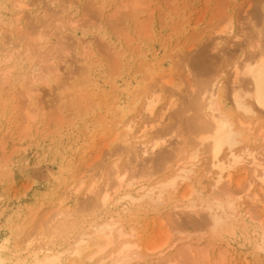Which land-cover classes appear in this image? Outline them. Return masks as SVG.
<instances>
[{
  "label": "rangeland",
  "instance_id": "rangeland-1",
  "mask_svg": "<svg viewBox=\"0 0 264 264\" xmlns=\"http://www.w3.org/2000/svg\"><path fill=\"white\" fill-rule=\"evenodd\" d=\"M120 1L25 0L29 4L25 14L32 12L28 16L32 20L27 21L25 16L19 21L16 15L19 9L13 4L15 0H0V40L3 44L12 37L13 42L20 40L23 42L21 44L26 43L22 39L30 36L31 22L34 21V26L44 23L46 26L53 19L52 14L56 19L68 21L64 22L60 30L56 29L55 23H50V28L46 26L45 31H56L53 35L49 33L40 42L41 46H33L29 38V42L25 40L31 45L27 43L24 47H33L31 56L25 55L24 47H17L12 59L3 64L0 62V68H10L5 78L1 76L3 69L0 70V247L6 245L15 251L16 233L29 220L37 223L46 210L54 209L56 199L67 186L73 182L78 184L79 177L75 175L83 171L79 169L87 160L89 163L95 157L97 162L107 160L113 151L128 146L131 148L139 143L141 139L126 143L127 139L117 133L128 118L137 114H140L139 122L134 131L143 125L146 117L139 112L142 106V100L139 99L146 90L154 86L162 87V100L151 121L155 132L168 133L167 146L173 150L184 144L185 131L184 125L178 120L177 109L168 110L167 103L170 97L173 100L184 98L198 89L203 76L200 65L209 63L212 58L216 59L214 67L225 69L224 72L220 71V80L225 101L231 108L229 91L233 81L232 67L235 61L244 57L241 55L252 51L249 49L248 52L247 43L255 37L254 26L257 25L260 30L264 26V0H138L140 4L134 7L130 0ZM125 1H129L128 7L123 6ZM52 6L64 10L56 16ZM75 20L79 21L77 29L70 27ZM2 21L9 27L2 26L5 24ZM225 22L229 23L227 32L221 34L222 42H225L217 45L220 36L217 35V28ZM1 29L10 32H2ZM59 40L66 42L69 47L67 51L57 49L60 45L55 47ZM3 44L0 43V47L2 45L4 48ZM41 47L43 49L40 52L35 50ZM54 56L58 58L50 63L58 67L59 71H40L42 61ZM38 73L43 75L42 79L33 82V76L37 77ZM168 75L174 81L171 86L162 80ZM28 88L36 91L32 94L33 99L26 101ZM27 106L40 109L31 120L29 129L25 128L27 122L24 119V108ZM256 112L255 117H259V122L252 132L249 130L251 135L248 134L247 141L252 142L248 144L258 151L261 149L264 157V143L256 138L255 132L259 125H264V111L258 108ZM126 151L122 157L127 154ZM144 162L137 163V167L151 164L149 160ZM92 172L91 169L87 171V184L91 175L95 174ZM240 174L235 175L232 185H236L234 183ZM151 207H142L140 213H137L140 210L136 212L138 215L135 219L140 220L139 225L134 219L139 235L137 239L142 241L143 246L160 243L171 226L172 229L177 226V230L181 228V231L189 230L199 235L200 232L195 231L197 228L190 224L189 218L182 217V222H178L180 224L170 226L166 220L167 207ZM259 219L257 224L264 233V216ZM183 220L187 225L183 224ZM131 222L127 224L128 229L133 224ZM237 227L224 231L217 239L215 237L216 240L213 238L216 250L227 249L228 261L234 264H264V252L256 250L253 244V229ZM173 230L172 233L176 232ZM177 234H172V238L176 239ZM195 234H192L193 238Z\"/></svg>",
  "mask_w": 264,
  "mask_h": 264
},
{
  "label": "bare ground",
  "instance_id": "bare-ground-1",
  "mask_svg": "<svg viewBox=\"0 0 264 264\" xmlns=\"http://www.w3.org/2000/svg\"><path fill=\"white\" fill-rule=\"evenodd\" d=\"M130 1L133 7L140 4L138 0ZM52 2L51 4L54 3ZM13 4L19 9L16 14L17 20L20 21L26 16L28 21L32 12L25 14V10L28 9L29 4L25 0H15ZM126 4L123 6L130 5ZM53 9L51 8V12L53 10L56 16L64 10L55 7ZM51 17L53 19L47 23L48 25L46 24L47 28L55 23L56 29L60 30L66 20L63 22L61 19H56L53 14ZM33 22L31 26L29 25L30 36L27 38L24 36L25 38L22 39L26 42L25 46L29 39L33 46L35 44L41 46L40 42L50 33L48 32L50 29L45 31V23L34 26ZM78 22V20L72 21L70 27L77 29ZM2 26L9 27L6 22ZM228 26L227 22L222 27L218 26L216 32L220 36L217 45L221 44L223 39L221 34L227 32ZM254 27L253 41L250 39L248 46L245 43L248 52L249 49L252 51L241 55L244 57L240 58V61H235L232 67L233 81L229 91L231 108H228L225 101V91L220 80V73L225 69L218 70L214 67L216 59L212 58L209 63L200 65L203 76L199 88L184 98L173 100L170 97L167 103L168 110L177 109L178 120L184 125L185 131L184 144L173 150L167 146L168 133L155 132L151 121L162 100V87L154 86L146 90L139 99L142 100L139 112L144 113L143 117H146L142 122L143 125L134 131L139 122L140 114H137L128 118L117 133L127 139L126 143L131 142L132 139H141L139 143H135L131 148L128 146L113 151L107 160L97 162L96 157L91 160L92 163L87 160L89 164L86 166H84L86 162L83 164L86 169L81 167L79 171L82 169L83 171L75 175L76 178L79 177L78 184L75 185L73 182L67 186L61 196L57 197L54 209L46 210L44 215H40L41 219L37 223L29 220L24 227L19 225L22 228L17 233L15 231V249L13 247L15 251L6 245L0 247V264H154V259H156L155 264H234L228 261L227 249L216 250L215 241L213 242L215 237L217 239L221 233L231 230L234 226L243 229L251 227L253 229L251 234L255 238L253 239L255 243H252L255 244L256 250L264 252V233L260 231L263 228L260 229L257 224L259 218L264 216V157L261 149L258 151L249 145L253 144L252 142L247 141L248 136L251 135L249 130L252 132L259 122V117H255L256 109L260 108L264 111V26L261 30L257 25ZM12 39H4V44L0 40V43L5 45L4 48L2 45L0 47L1 63L12 59L13 51L15 52L17 47H24L22 41L18 39V42L16 40L13 42ZM62 41H57L55 47L60 45L57 49L67 51L69 47ZM31 48L33 49L32 46ZM31 48H23L25 55L31 54ZM41 49L43 48L35 50L38 52ZM56 58L58 56L42 61V65L39 66L42 67L40 71L42 69L44 73L58 72L59 68L51 64ZM4 69L3 73L0 72L3 78L7 76L10 68ZM42 74L38 73L40 76H33L35 78L31 80L36 82L42 79ZM162 80L166 85L174 84L169 75ZM35 91L33 88L26 89V101L33 99L32 94ZM32 107L27 106L25 110L23 109L26 117L24 119L27 122L26 129L30 128L31 120L40 110L38 107ZM257 128L256 138L264 143V125L261 124ZM125 150H127L126 157L125 155L122 157ZM146 160L151 164L147 167L144 164L137 167V163ZM87 169L95 173L91 175L88 184L85 181L86 178L88 179ZM239 173H241L239 178L243 179L238 178V181L236 180L238 183H234L236 184L234 186L231 183ZM242 182L246 183L241 185ZM85 185L87 186L84 187ZM72 201L74 203L71 204ZM147 206H152L153 209L167 207L166 220L169 221L170 226L172 224L175 226V223L177 225L182 217L189 218L190 224L197 228L195 231L202 234L197 235L183 229L184 232L181 228L177 230L176 226L173 229L178 234L176 239H173L172 234L176 232L171 226L168 227V231L166 229V237L160 243L157 242L150 247L146 244L143 246L142 241L137 239L138 229L134 224L137 213L141 212L140 208ZM138 210L140 211L137 212ZM130 221L133 224L128 229L127 224ZM183 221V224H186L185 220ZM192 234L196 235L195 238Z\"/></svg>",
  "mask_w": 264,
  "mask_h": 264
}]
</instances>
